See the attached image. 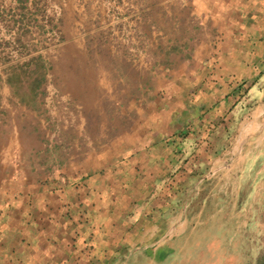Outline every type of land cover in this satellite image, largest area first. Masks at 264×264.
Masks as SVG:
<instances>
[{"label":"crops","instance_id":"crops-1","mask_svg":"<svg viewBox=\"0 0 264 264\" xmlns=\"http://www.w3.org/2000/svg\"><path fill=\"white\" fill-rule=\"evenodd\" d=\"M121 1L143 6L144 38L153 22L177 28L159 27L170 61L148 63L125 96L95 81L76 45L88 23L119 21ZM35 5L55 19L63 8L61 77L35 79ZM2 23L0 264L215 262L191 200L210 184L207 197L231 204L246 174L264 189V161L248 166L264 154V0H0Z\"/></svg>","mask_w":264,"mask_h":264},{"label":"rangeland","instance_id":"rangeland-1","mask_svg":"<svg viewBox=\"0 0 264 264\" xmlns=\"http://www.w3.org/2000/svg\"><path fill=\"white\" fill-rule=\"evenodd\" d=\"M122 3L121 1L119 21L88 23V34L86 37L76 39L79 42L76 45L84 47V59L89 71L95 72L94 77L97 79L95 81L102 79L109 88L114 86V89L112 87L113 90L110 91L111 94L121 93L125 96L130 91L139 93L142 90L141 85L137 83L139 78L143 77V69L148 66V63L152 67L147 72H151L159 62H164L166 58L170 61L169 54H165L162 60L160 50L164 44L170 45L174 40L167 38L166 35L161 37L158 33L159 27L163 25V30H169L167 33L170 34L177 33V28L176 23L153 22L152 37L144 38L139 32L144 23L139 20L135 21L136 15L143 13V6L136 4L135 7H127L122 6ZM156 8L159 10L158 6L153 7V10ZM61 9H63L62 6L57 8L59 13L54 14L58 16L55 19L49 14L47 6L35 5V79L37 80L42 77L46 78L47 74H50L52 78L61 77L64 71L66 56L62 48L67 45L66 42L69 39L63 36L60 21ZM128 14L134 15L128 16ZM0 25L4 26L3 23ZM0 31H2L1 27ZM4 36V34L0 35V43ZM149 41L152 51L144 53L143 47H147ZM67 43L69 45V42ZM117 79H119L118 85ZM97 89H100V85H97ZM107 89L104 86V90ZM58 104L59 102H56L57 107ZM113 104H119V102L115 100L114 102L112 100L99 102V105L109 114L112 112ZM87 112L91 118L89 119L90 124L97 111L87 109ZM56 121L61 122L62 120L57 119ZM64 135L57 132L56 136L59 141H64L66 139ZM252 150L253 156L249 155L248 166L252 165L254 169L255 165L264 161V154L262 158H259V155L256 156L258 151ZM247 170H249L248 167ZM252 174V177H255L254 171ZM246 175L241 179L237 176L232 177L228 186L234 193L232 197H229L231 204L225 205V202L218 196L207 197L210 184L199 185L200 194L191 200L192 209L196 211L192 215L193 220L199 221L197 234L201 240L205 239L210 244L213 242L219 247L215 262L209 264H264V189L260 191V195L251 191L254 182ZM260 177H264V172ZM215 191L219 192L218 189ZM202 206L203 208H200ZM201 210L203 212L199 213Z\"/></svg>","mask_w":264,"mask_h":264},{"label":"built area","instance_id":"built-area-1","mask_svg":"<svg viewBox=\"0 0 264 264\" xmlns=\"http://www.w3.org/2000/svg\"><path fill=\"white\" fill-rule=\"evenodd\" d=\"M14 31H16V30H13L12 29V31L9 33V34H11L12 36H14L13 34H14Z\"/></svg>","mask_w":264,"mask_h":264},{"label":"trees","instance_id":"trees-1","mask_svg":"<svg viewBox=\"0 0 264 264\" xmlns=\"http://www.w3.org/2000/svg\"><path fill=\"white\" fill-rule=\"evenodd\" d=\"M226 264H234V263H226Z\"/></svg>","mask_w":264,"mask_h":264}]
</instances>
